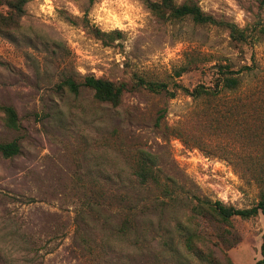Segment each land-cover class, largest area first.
Masks as SVG:
<instances>
[{
  "label": "rangeland",
  "instance_id": "rangeland-1",
  "mask_svg": "<svg viewBox=\"0 0 264 264\" xmlns=\"http://www.w3.org/2000/svg\"><path fill=\"white\" fill-rule=\"evenodd\" d=\"M198 3L240 28H252L259 13L264 22L257 0ZM88 26L121 35L106 45ZM216 64L253 69L221 99L173 89L174 82L212 86ZM188 65L196 66L176 77ZM87 76L167 83L176 96L141 88L114 107L87 87L75 94L64 85ZM0 104L22 125L8 129L0 113V142L21 144L19 155L0 156V264H198L176 230L190 202L250 208L259 201L264 38L236 45L222 27L161 20L142 0H27L19 27L0 33ZM142 152L157 159L158 189L133 187ZM232 224V262L256 264L264 216ZM216 256L228 264L223 249Z\"/></svg>",
  "mask_w": 264,
  "mask_h": 264
},
{
  "label": "trees",
  "instance_id": "trees-1",
  "mask_svg": "<svg viewBox=\"0 0 264 264\" xmlns=\"http://www.w3.org/2000/svg\"><path fill=\"white\" fill-rule=\"evenodd\" d=\"M151 12L164 21L190 19L197 25H215L229 31L232 42L236 45L245 44L257 37V40L264 38V22L257 16V23L252 28H240L233 22L218 20L216 17L207 14L200 7L198 0H185L178 4L175 0H142ZM27 0H0V6L7 8L6 14L0 13V33H6L19 27V21L25 14ZM258 8H264V0H257ZM90 33L102 43L109 45L115 40L114 35H121L119 31L110 33L88 26ZM257 35V36H255ZM196 65H188L180 68L176 72V77H181L183 73L190 71ZM216 78L213 85L205 87L199 85L194 89H189L179 83L174 82V90L181 91L194 100L221 99L225 93H233L240 90L243 85L244 76L253 69L250 66H243L234 70L231 64H216ZM263 83V80H262ZM68 89L77 94L80 86L87 87L94 91V97L98 102L108 103L114 107L121 104L126 92L138 91L141 88L154 93H167L172 98L176 92L169 89L167 83L146 81L138 78L134 83H115L105 78L87 76L81 85L68 79L64 82ZM0 113L3 115L4 123L10 130L20 131L21 120L17 111L11 107L0 104ZM257 129L261 136H264V112L257 109ZM21 152L19 139L10 142H0V156L6 159L13 158ZM261 165L257 168V178L262 185L259 201L250 208H237L222 201H212L210 199L194 198L190 202L189 215L186 222L176 225V230L181 236V243L187 255L196 259L198 264H221L216 256V249H223L224 257L228 264H234L228 254L227 247H232L233 221L237 218L250 220L259 214L264 216V154L259 159ZM161 172L157 165V159L148 152H142L131 174V182L134 188L149 190L151 187L160 188ZM164 193L173 196L169 188L165 185ZM169 193V194H168ZM213 228L211 233H205L204 227ZM207 228V227H206ZM230 236H232L230 238ZM82 243L88 245L87 238L82 237ZM262 258L256 264H264V235L261 246Z\"/></svg>",
  "mask_w": 264,
  "mask_h": 264
}]
</instances>
